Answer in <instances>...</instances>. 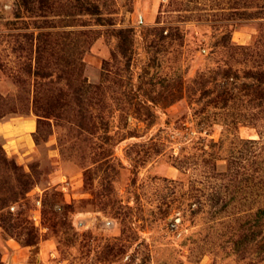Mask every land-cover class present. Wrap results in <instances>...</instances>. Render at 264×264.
<instances>
[{"label":"rangeland","instance_id":"374dc122","mask_svg":"<svg viewBox=\"0 0 264 264\" xmlns=\"http://www.w3.org/2000/svg\"><path fill=\"white\" fill-rule=\"evenodd\" d=\"M0 264H264V0H0Z\"/></svg>","mask_w":264,"mask_h":264}]
</instances>
